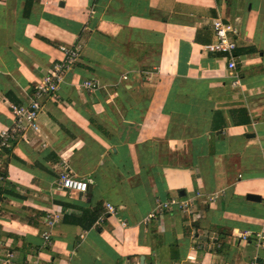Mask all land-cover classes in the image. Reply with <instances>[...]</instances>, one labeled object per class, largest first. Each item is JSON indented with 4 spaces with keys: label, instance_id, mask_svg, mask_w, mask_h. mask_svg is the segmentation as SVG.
<instances>
[{
    "label": "crops",
    "instance_id": "crops-1",
    "mask_svg": "<svg viewBox=\"0 0 264 264\" xmlns=\"http://www.w3.org/2000/svg\"><path fill=\"white\" fill-rule=\"evenodd\" d=\"M61 45L38 131L0 149V264H264V0H0V129Z\"/></svg>",
    "mask_w": 264,
    "mask_h": 264
},
{
    "label": "built area",
    "instance_id": "built-area-1",
    "mask_svg": "<svg viewBox=\"0 0 264 264\" xmlns=\"http://www.w3.org/2000/svg\"><path fill=\"white\" fill-rule=\"evenodd\" d=\"M65 1V0H58ZM213 29L216 35V40L213 43H209L205 48L211 52H219L227 54L226 60L227 69L235 73L236 62L234 51L237 47L235 41L230 38V33H235L236 29L229 23L223 22L220 19L213 20ZM63 56L58 61L54 62L43 75L39 82H37L30 93V100L27 104H13L11 103L9 108L13 116V122L10 126L0 129V149L8 146L9 142L16 137L24 135L27 130L38 131L37 117L42 109V103L45 98L54 96L60 87V84L64 80L65 74L71 70L72 66L79 58V52L74 46L61 45L59 46ZM237 83V79L233 81V84ZM83 87L87 89H95L97 86L95 82L88 80L83 82ZM3 175L0 170V180ZM57 187L61 190L70 192L85 193L88 190V182L71 175L69 170L64 169L58 174ZM174 202V201H172ZM107 212L115 213V208L112 204H106ZM186 206V204H181ZM166 204L160 206L165 208ZM151 216V215H150ZM57 220V215L47 216V224L52 225ZM125 225V222H121ZM232 234L242 240H247L250 237V233L247 231L232 230ZM44 238L47 239L48 235L45 233ZM257 247L264 249V235L257 234L254 236ZM21 264H38V263H21ZM45 264H54L53 262H47ZM133 264H150L149 262H136ZM254 264H256L254 262Z\"/></svg>",
    "mask_w": 264,
    "mask_h": 264
},
{
    "label": "water",
    "instance_id": "water-1",
    "mask_svg": "<svg viewBox=\"0 0 264 264\" xmlns=\"http://www.w3.org/2000/svg\"><path fill=\"white\" fill-rule=\"evenodd\" d=\"M246 197H247L248 199H254V198L257 197V196H254V195H251V194L249 195V194H248ZM257 198H258V197H257Z\"/></svg>",
    "mask_w": 264,
    "mask_h": 264
}]
</instances>
